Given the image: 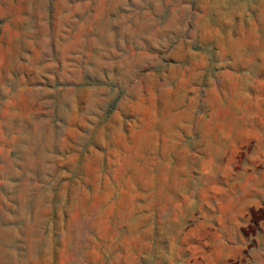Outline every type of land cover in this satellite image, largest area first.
Here are the masks:
<instances>
[{"label": "rangeland", "instance_id": "1", "mask_svg": "<svg viewBox=\"0 0 264 264\" xmlns=\"http://www.w3.org/2000/svg\"><path fill=\"white\" fill-rule=\"evenodd\" d=\"M228 238L264 264V0H0V264Z\"/></svg>", "mask_w": 264, "mask_h": 264}, {"label": "crops", "instance_id": "2", "mask_svg": "<svg viewBox=\"0 0 264 264\" xmlns=\"http://www.w3.org/2000/svg\"><path fill=\"white\" fill-rule=\"evenodd\" d=\"M208 233L206 236H209ZM222 233L224 234L223 236L230 237L229 231H222ZM228 239L222 240L217 244H211L208 240L201 241L204 246L200 247L198 257L189 261L185 260L182 264H238L245 247L231 244V240Z\"/></svg>", "mask_w": 264, "mask_h": 264}]
</instances>
